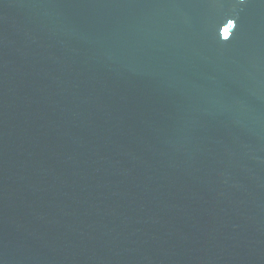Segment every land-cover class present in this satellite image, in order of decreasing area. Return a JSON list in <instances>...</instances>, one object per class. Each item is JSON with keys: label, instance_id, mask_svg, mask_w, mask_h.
<instances>
[{"label": "water", "instance_id": "1", "mask_svg": "<svg viewBox=\"0 0 264 264\" xmlns=\"http://www.w3.org/2000/svg\"><path fill=\"white\" fill-rule=\"evenodd\" d=\"M0 264H264V0H0Z\"/></svg>", "mask_w": 264, "mask_h": 264}, {"label": "snow or ice", "instance_id": "2", "mask_svg": "<svg viewBox=\"0 0 264 264\" xmlns=\"http://www.w3.org/2000/svg\"><path fill=\"white\" fill-rule=\"evenodd\" d=\"M225 35H228V32H227V30H225Z\"/></svg>", "mask_w": 264, "mask_h": 264}]
</instances>
